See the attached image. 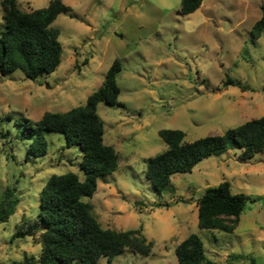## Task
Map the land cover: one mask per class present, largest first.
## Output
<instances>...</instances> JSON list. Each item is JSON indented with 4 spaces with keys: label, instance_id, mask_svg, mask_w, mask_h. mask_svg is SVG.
I'll list each match as a JSON object with an SVG mask.
<instances>
[{
    "label": "rangeland",
    "instance_id": "1",
    "mask_svg": "<svg viewBox=\"0 0 264 264\" xmlns=\"http://www.w3.org/2000/svg\"><path fill=\"white\" fill-rule=\"evenodd\" d=\"M16 1L30 12L51 0ZM62 1L72 12L52 25L62 47L56 71L37 83L19 70L0 74V200L7 188L17 199L14 214L0 223V264L40 253L38 236L15 235L37 221L47 179L67 173L82 178V156L77 147L65 146L61 134L46 133L47 153L39 158L27 153L30 141L16 134L26 119L36 122L46 112L84 105L115 60L121 64L116 82L123 107L99 104L97 113L118 168L82 201L92 206L102 229H141L154 246L148 258L125 250L111 263L99 258L96 264H177L175 248L191 234L216 264H264V153L243 161L241 151L232 149L206 158L191 173L172 175L160 193L145 177L146 161L166 149L160 130H181L191 142L264 117V30L252 35L264 0H202L187 16L180 13L181 0ZM3 25L0 6V31ZM227 78L248 90L224 88ZM223 181L232 194L249 198L238 226L229 234L200 230L197 201Z\"/></svg>",
    "mask_w": 264,
    "mask_h": 264
},
{
    "label": "trees",
    "instance_id": "2",
    "mask_svg": "<svg viewBox=\"0 0 264 264\" xmlns=\"http://www.w3.org/2000/svg\"><path fill=\"white\" fill-rule=\"evenodd\" d=\"M201 4L202 0H181L180 13L192 14ZM0 6L4 21L0 31V74L19 70L27 80L37 83L54 73L60 64L62 47L52 25L59 15L71 14V8L62 0H51L46 8L30 12L21 11L16 0H1ZM260 12L252 28L255 38L264 30V6ZM120 71L121 64L115 60L99 90L84 105L63 114L46 112L36 122L26 119L16 134V139L30 141L27 153L34 158L47 153L46 133L61 134L65 146L77 147L82 156L79 163L82 178L67 173L47 179L39 193L37 221L21 225L15 235L17 238L38 236L40 253L24 254L23 260L14 264H96L99 258L111 263L125 250L143 258L152 254L154 244L141 234V229L119 232L102 229L92 206L82 201L92 198L97 182L118 168V154L103 142V122L97 107L99 104L123 107L118 101L120 89L116 82ZM222 86L248 90L230 78ZM158 134L166 149L146 161L145 177L159 193L171 185L172 175L191 173L206 158L232 149L241 151L239 159L243 161L264 153V117L251 119L222 135L191 142L185 140L181 130L162 129ZM13 197L7 188L0 200V223L14 214L17 199ZM248 200L244 194H232L227 181L205 189L197 201L198 228L233 233ZM174 253L177 264H216L206 256L203 243L195 234L181 241Z\"/></svg>",
    "mask_w": 264,
    "mask_h": 264
}]
</instances>
